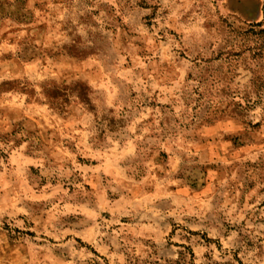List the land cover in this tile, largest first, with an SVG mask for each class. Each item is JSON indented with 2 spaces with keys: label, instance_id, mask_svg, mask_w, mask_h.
<instances>
[{
  "label": "rangeland",
  "instance_id": "374dc122",
  "mask_svg": "<svg viewBox=\"0 0 264 264\" xmlns=\"http://www.w3.org/2000/svg\"><path fill=\"white\" fill-rule=\"evenodd\" d=\"M0 264H264V0H0Z\"/></svg>",
  "mask_w": 264,
  "mask_h": 264
},
{
  "label": "trees",
  "instance_id": "16d2710c",
  "mask_svg": "<svg viewBox=\"0 0 264 264\" xmlns=\"http://www.w3.org/2000/svg\"><path fill=\"white\" fill-rule=\"evenodd\" d=\"M261 99H263V96L258 97L257 100L249 97L247 98V103L248 105H253V104L259 103L258 101H260Z\"/></svg>",
  "mask_w": 264,
  "mask_h": 264
}]
</instances>
